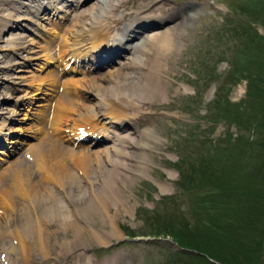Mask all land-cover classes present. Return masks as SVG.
Masks as SVG:
<instances>
[{
    "label": "rangeland",
    "instance_id": "obj_1",
    "mask_svg": "<svg viewBox=\"0 0 264 264\" xmlns=\"http://www.w3.org/2000/svg\"><path fill=\"white\" fill-rule=\"evenodd\" d=\"M78 4L76 9L67 10L65 13L62 12L67 9L65 4L58 5L60 8L56 10L61 11L58 15H65L60 17V21L48 18L53 25L47 18H33L13 26L15 10L24 8L25 5L32 8V0H0V20L6 24L12 23L11 30L17 27L22 32L27 31L30 34L27 38L34 41L31 45L32 52L23 53V59H19L5 46L0 47L2 60H9L10 67H13L12 70L6 69V62L0 64V108L16 111L7 119L6 130L29 138L27 142L18 144L8 160L0 155V178L14 171L17 167L14 164L19 161L25 160L30 164L34 162L28 156L32 154V147L43 136L38 133L37 125H40L38 121L42 108L50 93H55L56 97L70 95L77 108H69L67 118L77 119L79 112L95 109L98 102V98L86 92L85 79L114 70L121 63L135 61L137 67L123 69L129 73L127 76L130 78L123 83L128 87L134 86V82L139 81V74L144 72L145 65L144 55L135 48L139 47L143 52L147 47V42L143 40L149 39L158 30H170L173 25L178 24L181 31L176 40L177 48L167 59H162L161 68L157 72L161 92L144 105H139L140 108L134 116L118 121L109 116H101V123L108 130L106 133L102 129L92 131L89 134L93 139L91 142L87 139L73 143L78 137L74 135V130H70L72 121L67 120L62 124L63 131L59 135L51 130V137L69 152H93L110 146L114 149L111 157L116 159L115 166L123 168L125 164L133 163L136 159L145 171L137 166L135 170L127 171L128 176H123L122 171H116L114 185L119 189L121 203H109L108 214L104 212L105 219L100 215L88 216V228L94 231L96 229L95 232L105 238L104 243L87 236L86 240L91 242L84 240L82 246L68 252L60 248V244L73 238L74 234L71 231L65 234L54 217H41L46 219L44 223L48 237L45 239V259L38 253H28L27 257H22L20 251L14 250L16 253H12L14 251L10 250L14 249L17 240L11 239L9 233H0V264H93V260L102 262V258L111 256H114L116 264H216L215 258L219 259L220 264H264V165L261 168L258 166L261 162L264 163V150L259 153L249 152L241 142L233 144L222 141L226 136L235 138L237 135L246 139L248 133L237 124L226 126L219 121L230 112L239 116L238 107H243L246 100L251 99V95L247 94V80L255 72L254 65L264 59V47L252 42L247 51L239 48L245 39L246 29H252L253 34L255 31L259 38L264 39V0H78ZM54 6L57 7L55 4ZM83 8L88 13L87 22L97 20L111 26L112 33L116 36L121 32L119 28L122 24L127 22L126 30L122 31L125 33L136 17H139V22L142 21L138 27L139 34L125 46H118L116 43L118 53L122 55L115 56V64L93 70L91 67L86 71L74 66L78 62L67 58L60 61L59 57L67 44L65 40L70 20ZM43 14L44 11L39 12L40 17L46 16ZM91 14L94 16L91 17ZM146 18L153 19L148 21ZM158 19L162 22H157ZM28 22L34 23L39 29L36 30ZM138 28L134 25L133 30ZM9 32L3 29L0 37L7 36ZM12 32L18 31L16 29ZM25 34L24 32L26 37ZM113 34L110 35L114 36ZM117 37L120 39V36ZM43 40H49V43L46 44ZM2 44L3 42L0 45ZM47 70L52 71L56 83L44 78ZM73 81L77 83L73 85ZM73 90H77L74 95ZM5 91L8 94L3 95L2 92ZM79 94L81 96L78 97ZM17 96L23 97L25 101L22 100L13 107L12 102H15ZM127 99L138 104V98L134 95H129ZM226 99L231 107L221 106ZM43 127L46 128L45 124ZM144 128L152 129L157 140L147 138V146H142L137 140L128 146V136L141 134ZM60 135L61 139L58 137ZM13 137L15 136H7L6 140L12 139L10 143H14ZM247 138L251 140L255 135L249 132ZM257 139L264 141L260 134ZM0 151L4 153L3 149ZM140 153L146 155H142L141 159L136 158ZM98 155L102 158V154ZM232 157L235 160L224 161ZM231 162L234 164L230 165ZM218 165H223V171L217 170ZM109 167H113V164ZM72 171L77 172L75 169ZM235 171L245 183L242 187L247 186L242 192L246 196L235 194L237 199L228 194L225 198L218 195L216 199L218 202L223 199L226 205L236 203L235 209L232 208L236 213H225L224 210L209 212L207 206L211 207L215 203V195L208 197L201 193L192 194L195 188L205 190L206 186H232L228 181L235 178L236 175L232 174ZM34 177L37 179V173ZM218 178L220 179L217 181ZM86 187L87 193L92 191L90 184ZM48 188L52 192L50 194L47 191L50 195L45 192V196L51 198L53 195L55 202L67 205L71 220L77 225L80 224L78 204L71 202L62 193V189ZM250 190L260 192L258 203L248 196L252 192ZM5 200V194L0 191V201ZM14 200L16 210L23 208L24 200L18 197ZM226 205H222V208ZM247 207H252L254 211L246 212V216H253L249 220H243V211ZM0 210L2 214L1 207ZM110 220L117 236L108 233ZM226 221L231 223L226 225ZM212 223L215 224L214 228L208 226ZM219 230L225 237L217 241L214 233ZM163 238L176 243L180 250H172Z\"/></svg>",
    "mask_w": 264,
    "mask_h": 264
},
{
    "label": "bare ground",
    "instance_id": "obj_2",
    "mask_svg": "<svg viewBox=\"0 0 264 264\" xmlns=\"http://www.w3.org/2000/svg\"><path fill=\"white\" fill-rule=\"evenodd\" d=\"M64 2L67 9L63 10V13L70 10V8L71 10L77 8L78 0H64ZM45 4L46 5L44 6L48 9L51 20H53V15L55 16L54 20H59L60 17L65 15H58L59 11L56 10V8L60 7L54 6V1L50 0L49 2V0H46ZM30 6H32V8L26 7L25 5L24 8L20 7L15 10L16 18L12 21L14 25L12 23L6 24V22L1 19L0 33H2L3 29L9 32V30H11L10 26H17L20 21H31L33 18L29 15V13L35 17L40 8V4L38 0H32V5ZM88 11L90 12V10ZM86 12V8H83L80 12L74 14L70 20L69 32L67 33L65 40L67 44L62 50L63 54L59 57V59L60 61H63L67 58L74 62H78L79 64H84L82 67L87 70L92 66V63L101 62L103 64L102 61H105L107 57L114 53L115 48L110 47V45L107 44L110 40L109 38L114 37L110 35L113 34L111 30L113 28L111 26L108 27V25H104V23L102 24L97 20L87 22L88 13ZM92 16L94 15L91 14V17ZM41 18L43 19L48 17H38L36 19L39 20ZM137 18L138 17H136L135 20H137ZM134 21L129 24V28L125 34L128 35L132 32ZM16 29L18 32H12ZM14 30H11L10 32L12 33L9 32L7 36L0 37V44L3 42L0 47L5 46L12 53L17 55L19 59H23L25 58L23 53L32 52L33 46L31 45L34 41L32 38H27L30 34H25V37L24 32L20 31L19 28L15 27ZM180 31V26L175 24L170 30H160L152 34L149 39L147 38L143 40V42H147V47L146 49L144 48L145 52L144 50L142 52L139 47L135 48L137 49L136 51L141 52V55H144L145 65L143 66L144 72L140 71L139 81H135L134 86L128 87L126 83H123L125 81L128 82V79H130L127 76L128 72L123 69L128 67H137L135 61L133 63L131 61L121 63V66L118 64L119 67H116L114 70L85 79L84 83L86 84V92L89 94L91 93V95L93 94L94 98H98V102L95 104V109L87 110V112H79L77 119L68 120L67 118L69 108L71 109L72 107H76L74 106L75 100L71 98L70 95H68V97H56L55 93H50V96L47 97L42 108V115L38 121L40 125H37L38 133L43 134V136L41 141H39L36 146L32 147V154L28 156L33 158L34 162L32 164L25 160L21 162L19 161L18 163L14 162V165L17 164L14 171L6 173L0 178V191H2L6 196L5 201H0V207L2 208V214H0V233H9L11 239L17 240L16 244L14 243V249H11L10 251H20L22 257H27L28 253L31 255L38 253L44 258L45 253L47 252L45 249V243L47 241L45 242V239L48 238L46 236V224L44 222L46 219H51V217L55 218L60 227L62 226L65 234L70 231L72 235L74 234L73 238L67 241H62L60 244V248H63L68 252L71 249L82 246V241L86 240L85 237L87 236L88 238L94 237L95 241L104 243L105 238L95 232L96 229L94 231V229L92 230L88 228V216L100 215L103 219H105L104 212L108 214L107 205L109 206V203L111 202L121 203L119 198V189L114 185V178L117 173H120L118 170L124 173L123 176H126L128 174L127 171L135 170L136 166L142 170L145 168L140 166L139 161H137V163L136 159L133 163L125 164L123 168L115 166L114 161L116 159H112L111 157V154L114 153V149L110 146H104L100 150L93 152L81 151L79 154L69 152L61 145V143H59V141L51 137V133L55 131L57 135H59L60 132L63 131L62 124L68 120L72 121V128L70 130H74L75 136L87 137L92 131L96 132L98 129H102L104 133L107 132L108 127L101 123V116H109L114 118L115 121L123 119L124 117L128 118L134 116L137 112L136 110L140 108L139 105H144L154 95H158L161 92V83L157 76V72L161 68L162 59H167L177 48L176 40ZM117 39L120 40L118 37ZM3 62H6V69L12 70L13 67H10L9 60H2L1 58L0 64ZM105 64H109V62H106ZM13 66L18 67L17 65ZM1 71L2 66L0 65V72ZM47 72L48 73H46L47 75L44 78H48L51 83H56V77L51 74L52 71L47 70ZM44 78L42 77V79ZM74 83H77V81L72 82L73 85ZM72 92L74 95L75 92L77 93V90H73ZM2 93H4L3 95L8 94L6 91ZM129 95L136 96L138 98V104L127 99ZM77 96L79 97L81 95L79 94ZM18 100L22 101L23 97L17 96L15 102ZM87 109H90V107ZM15 112L16 111H13L12 109L4 110L0 108V129L3 126H6V118L4 117L6 115L10 116ZM43 124H45L46 128L43 127ZM47 128H51L50 131ZM105 136L107 135L105 134ZM58 137L61 139V135ZM147 138L157 140V138L155 139L152 129L144 128L141 131V134H136L135 136H132L131 134V136H128L127 143L128 146H130L133 141L138 140L142 146H147ZM73 141V143H77L75 140ZM98 151L101 152L98 153ZM98 154H102V158ZM144 154L145 153H140L136 158L141 159ZM112 164L113 167H109ZM117 164L118 161H116V165ZM119 165H122V163ZM71 168L72 170L75 169L77 172L72 171ZM34 173H37V179H35L36 177H34ZM88 184H90L92 188V191H89L90 194L89 192H86V186ZM48 186L50 188L53 187L62 189V193L69 198L71 202L78 204L79 210L78 213H75L79 216L80 224L78 223L77 225L74 223L75 221L73 222L71 220L69 214L70 210L67 208V205L64 206L59 201L55 202L56 198L53 195L51 198L48 197V195L52 192ZM161 189L163 188L161 187ZM47 191H49L50 194ZM45 192H47L48 195L45 196ZM58 195L60 196V194ZM15 197H18L20 200H24V204H22L23 208L20 207L16 210V201L14 200ZM79 199L82 200L79 202ZM110 223L111 220L108 222L110 225L108 233L110 235L117 236V231ZM49 224H51V222ZM78 228L80 231H78ZM13 229H15V231ZM86 241H89V239ZM15 251L12 253H16ZM27 259L29 260V258ZM97 264H116V262L114 261V258H111L103 260Z\"/></svg>",
    "mask_w": 264,
    "mask_h": 264
},
{
    "label": "trees",
    "instance_id": "obj_3",
    "mask_svg": "<svg viewBox=\"0 0 264 264\" xmlns=\"http://www.w3.org/2000/svg\"><path fill=\"white\" fill-rule=\"evenodd\" d=\"M247 23L249 24L250 22H247ZM244 32H245L244 33L245 39H244L243 43L241 44V46L239 48L241 51L249 50L250 46L252 45V42L261 44L264 47V44H263L264 43V39L261 38V37H260L261 38L260 39L259 36L257 35V33H255V31H254V34H253V30L252 29H246V30H244ZM254 38H256V41L254 40ZM254 66H255V68H254L253 71H255V72H252L254 74L251 75L248 78L247 85H246L247 94L251 95V99L250 100H246L247 103H245L246 105L244 104V106L242 105L243 107H238L240 109L239 116H234L235 112L234 113L230 112L227 115H224L225 117L220 119L219 121L222 122V124L226 125V126H228L231 123L237 124V126H239V128H243V129H245L247 131V133H248L247 137L249 136V132H251V135L252 134L255 135V138H253L251 140H248L247 137L245 139V138H242L241 136L237 135L235 138H232L231 136H226V138H223L222 141L231 142L233 144L241 142L242 145L244 146V149H247L249 152H256L257 151V153H259L260 150H264V141H261L260 139H257V136L259 134L261 135V137H264V114H263L264 97H262V96H264V75H262V72L264 70V59L260 60ZM219 99L220 98H217V100H219ZM220 102L221 101H216V103H220ZM222 105H227V106L231 107V105L227 101V99L224 102V104H223V102L221 103V106ZM245 111H246V113H245ZM218 116L222 117L221 114H218ZM229 117L230 118L231 117H235V118L234 119H229ZM222 160L220 161L221 163H222ZM228 160L233 161V160H235V158H233V157H232V159H227L226 158L224 161H228ZM232 164H234V163L231 162L230 165H232ZM263 165H264L263 162L258 164L259 168H261ZM223 169H224L223 165H218L217 170L223 171ZM232 174L236 175L235 178H233V179L228 181L230 183V185H232V186H228V185H223L222 187L206 186L205 190H201L202 188H198V189L195 188V189L192 190V194L194 192L195 193H201L203 195H207L208 197H211V195H213V196L215 195V199L213 200V202H215V203L211 207L207 206V210L209 212H213V213L215 211L217 212L218 210H224L223 212H225V213L230 212V213L234 214L236 212L232 208H234L236 206V203L233 202L234 205L233 204L226 205L224 203L225 201H223V199H222L223 202L222 201L218 202L217 199H216L218 195L221 198L222 197L225 198V196L228 195V194H230L229 196H231L232 198L233 197L237 198L235 196V194H237L238 196H242V195L244 197L246 196V195H244L245 193H242V192H243V190L245 188H247V186H245V188L242 187L243 184H245V183H243V181L240 180L241 178L239 177L238 174H236V171L233 172ZM219 179L220 178H218L217 181ZM250 191H252V192H250L248 196L253 201L258 203V201L260 200L259 198H261L260 192H258V190H255V192L253 190H250ZM262 197H264V196H262ZM238 204H240V202H238ZM188 205L190 206L189 202H188ZM222 205H224V206L226 205V207L222 208ZM243 207H245V206H243ZM248 211L251 212V211H254V210H253L252 207L249 208V209H248V207L246 209H244V211H243V216H244L243 220H244V218L246 220H249L253 216V215H251V216L247 217L246 216V212H248ZM215 214H217V213H215ZM210 216H208V217H210ZM219 223H221V221ZM229 223H231V222L226 221V225L229 224ZM208 226H211V227L214 228L215 224L212 223V224H210ZM208 226H206V227H208ZM214 234H215V237L217 238L216 239L217 241H219L220 239H223L225 237V236H223V233L220 230L219 231H215ZM178 244L180 245V243H178ZM214 260L218 264H220L219 259L215 258ZM222 260L224 261L225 259H222ZM214 264H215V262H214Z\"/></svg>",
    "mask_w": 264,
    "mask_h": 264
},
{
    "label": "water",
    "instance_id": "obj_4",
    "mask_svg": "<svg viewBox=\"0 0 264 264\" xmlns=\"http://www.w3.org/2000/svg\"><path fill=\"white\" fill-rule=\"evenodd\" d=\"M169 243H170L172 246H174V247L176 246V244L173 243V242H171V241H170Z\"/></svg>",
    "mask_w": 264,
    "mask_h": 264
}]
</instances>
